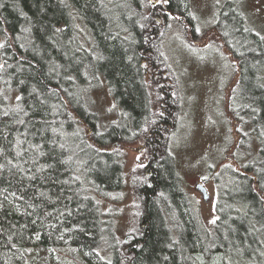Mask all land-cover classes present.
<instances>
[{
    "label": "trees",
    "instance_id": "obj_1",
    "mask_svg": "<svg viewBox=\"0 0 264 264\" xmlns=\"http://www.w3.org/2000/svg\"><path fill=\"white\" fill-rule=\"evenodd\" d=\"M112 1L0 0V264H36L34 246L97 256L106 230L112 264H264V135L256 137L257 157L217 174L212 228L167 149L178 101L160 62L157 29L187 12V1L152 4L144 25L137 12L138 22L126 23L127 8L141 0H122L119 9ZM225 4L236 15H221L216 27L222 32L229 16L235 20L249 49L241 54L221 35L223 43L246 83L264 95V38L245 26L232 1ZM147 73L165 82L156 115ZM101 77L126 123L99 127L85 93ZM141 138L149 160L137 184L139 226L119 239L97 195L123 187L125 152L115 146Z\"/></svg>",
    "mask_w": 264,
    "mask_h": 264
},
{
    "label": "rangeland",
    "instance_id": "obj_2",
    "mask_svg": "<svg viewBox=\"0 0 264 264\" xmlns=\"http://www.w3.org/2000/svg\"><path fill=\"white\" fill-rule=\"evenodd\" d=\"M111 1L108 0L109 5ZM158 1L141 0L136 8L129 6L126 23H137L136 15L140 13L139 22L144 25L149 8L153 9L152 4ZM186 1L187 12L172 14L168 24L157 29L159 57L163 58L159 60L168 71L166 77H172L168 82L178 101L177 122L167 133V149L174 156L187 194L196 201L204 222L212 228L218 216L217 174L224 165L239 169L243 163L257 157L259 143L256 137L259 132L264 135V95L246 83L247 74L241 75L238 59L223 43L221 35L228 38L230 46L241 54L249 49L246 38L241 33L236 34L239 30L235 20L230 19L236 15L232 6L225 3L232 1L242 13L245 26L264 38V0ZM121 5L124 7L122 0L112 1V6L117 9L122 8ZM224 5L225 9L220 12ZM112 11L115 17L118 12L121 14ZM228 14L221 32L216 27L217 20ZM4 41L5 38L0 36V45ZM95 57H99V53ZM146 81L156 115L162 111L165 82L149 73ZM261 81L264 84V78ZM85 97L89 107L99 114L101 129L112 123H126L127 113H123L104 77L86 91ZM84 129L85 133L89 130L86 126ZM115 148L125 152V184L120 190L108 195L98 194L97 198L104 211L103 217L113 223L116 236L124 239L138 230L141 200L137 184L146 178L142 168L148 163L149 154L142 138L118 144ZM199 184L206 188L207 196ZM232 188L237 189L236 182ZM110 243L111 237L106 230L97 256L72 247L41 246L32 248V256L36 264H112Z\"/></svg>",
    "mask_w": 264,
    "mask_h": 264
},
{
    "label": "water",
    "instance_id": "obj_3",
    "mask_svg": "<svg viewBox=\"0 0 264 264\" xmlns=\"http://www.w3.org/2000/svg\"><path fill=\"white\" fill-rule=\"evenodd\" d=\"M198 187L201 189V191L203 192V194H204L205 196H207L206 188H205L202 184H199Z\"/></svg>",
    "mask_w": 264,
    "mask_h": 264
},
{
    "label": "snow or ice",
    "instance_id": "obj_4",
    "mask_svg": "<svg viewBox=\"0 0 264 264\" xmlns=\"http://www.w3.org/2000/svg\"><path fill=\"white\" fill-rule=\"evenodd\" d=\"M214 222V221H213Z\"/></svg>",
    "mask_w": 264,
    "mask_h": 264
}]
</instances>
